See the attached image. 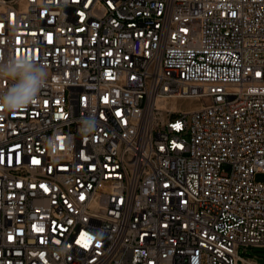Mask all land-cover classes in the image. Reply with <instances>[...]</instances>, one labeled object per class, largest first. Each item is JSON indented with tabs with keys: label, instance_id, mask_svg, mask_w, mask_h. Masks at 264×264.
<instances>
[{
	"label": "built area",
	"instance_id": "1",
	"mask_svg": "<svg viewBox=\"0 0 264 264\" xmlns=\"http://www.w3.org/2000/svg\"><path fill=\"white\" fill-rule=\"evenodd\" d=\"M24 57L48 79L0 104V264L264 246V0H0V70Z\"/></svg>",
	"mask_w": 264,
	"mask_h": 264
},
{
	"label": "clouds",
	"instance_id": "2",
	"mask_svg": "<svg viewBox=\"0 0 264 264\" xmlns=\"http://www.w3.org/2000/svg\"><path fill=\"white\" fill-rule=\"evenodd\" d=\"M48 79L45 66L30 61L26 57L19 61L13 60L3 70H0V80L10 81L9 86L0 90V104L9 111L26 107L39 93ZM93 129L89 125L86 132Z\"/></svg>",
	"mask_w": 264,
	"mask_h": 264
},
{
	"label": "rangeland",
	"instance_id": "3",
	"mask_svg": "<svg viewBox=\"0 0 264 264\" xmlns=\"http://www.w3.org/2000/svg\"><path fill=\"white\" fill-rule=\"evenodd\" d=\"M195 104L197 103L195 102V100H192V99L176 100L174 102V105L176 107H184V108L191 107ZM256 180L264 181V173H258L256 175ZM238 254L244 259L255 260L259 264H264V246L263 247H248V248H245L242 246L238 250ZM239 264H245V263L240 261Z\"/></svg>",
	"mask_w": 264,
	"mask_h": 264
},
{
	"label": "crops",
	"instance_id": "4",
	"mask_svg": "<svg viewBox=\"0 0 264 264\" xmlns=\"http://www.w3.org/2000/svg\"><path fill=\"white\" fill-rule=\"evenodd\" d=\"M246 264H259V263L255 260H247Z\"/></svg>",
	"mask_w": 264,
	"mask_h": 264
},
{
	"label": "bare ground",
	"instance_id": "5",
	"mask_svg": "<svg viewBox=\"0 0 264 264\" xmlns=\"http://www.w3.org/2000/svg\"><path fill=\"white\" fill-rule=\"evenodd\" d=\"M196 105V104H195ZM195 105H193V106H195Z\"/></svg>",
	"mask_w": 264,
	"mask_h": 264
}]
</instances>
